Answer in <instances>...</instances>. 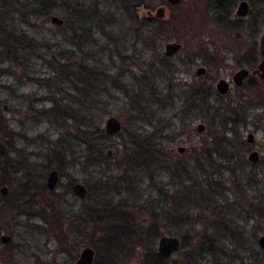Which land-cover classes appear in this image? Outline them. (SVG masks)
Wrapping results in <instances>:
<instances>
[{
    "label": "rangeland",
    "instance_id": "obj_1",
    "mask_svg": "<svg viewBox=\"0 0 264 264\" xmlns=\"http://www.w3.org/2000/svg\"><path fill=\"white\" fill-rule=\"evenodd\" d=\"M98 1L100 8L115 19L111 22L109 16V21L101 20L99 25L96 22L83 23L82 33L75 38V44H71L68 40L69 35L66 29L55 27L50 23V17L48 19L33 17L31 13L28 15V8H24L21 12L27 18L23 20L16 12L17 8H13V4L8 5L7 9H11L15 14L9 15L2 9L3 4L0 3V18L4 19L6 15H9L5 23L12 25L18 35H25L22 40L12 41L11 54L7 59L4 48L0 46V109L3 105L7 107L6 112H0V128L17 133L13 142L15 150L12 152L3 150L0 154L2 157L0 163L3 161L2 164L5 166L6 160L11 163L6 173L0 170V187H8L12 192L17 191L20 194H29L28 199L18 201L17 209L5 208L6 211L0 213L8 219L15 216L10 227H0V235L11 237L9 247L14 249L18 264H75L79 253L85 247L94 251L93 264H110L104 237L97 231L99 209H129L133 212L132 221L135 222L138 220L139 211L146 207L142 194L152 190L145 183L138 187L133 184L131 188H134V192L127 193V186L123 184L122 179L117 180V183L110 181L108 187L106 182L97 186L99 182L95 178L93 168H91L93 171L91 174L90 169L82 170L79 162L75 167L68 158L70 153L66 151L68 147L64 142L67 139L65 126L67 122L61 120L56 122L43 114L51 108L49 102L51 93L41 85L25 80L23 75L25 71L46 73L48 68L40 59L41 57L49 59L52 53L56 55V45L63 54L61 57L64 59L63 63L71 66L73 64L72 72H79L84 53L92 50L95 59L84 61L85 64L102 67L112 76L111 79L106 78V85L129 89L127 93L129 98L125 95V90L121 92L118 88L110 89L107 94L109 102L99 122L101 130L104 128L106 119L111 116L122 123L119 134L107 136L98 144L105 148L104 156L107 150L113 151L108 162L115 170L118 159L124 156L122 136L125 130L131 127L140 129L144 132L141 134L144 141L155 137L153 133L156 129L151 128L152 115L159 104L155 105V99L151 98L154 93H158L157 99L166 101L169 105V107L164 105L168 108L167 110L159 111L162 114L160 119H162L171 117L183 106L182 92L185 91V87L209 85L215 92V83L220 79L226 80L231 85L233 73L240 69L241 63H244L246 59L249 60L252 55L251 50L255 43L258 44L264 30V8L252 6L247 0L245 1L250 7L248 16L238 19L235 11L237 5L243 0H231V6H228L229 12L221 15L220 20H223L220 27L214 24L218 16L215 15L214 7L218 6L214 4L215 0H182L183 3L175 7L169 6L166 0H126L136 4L141 3L138 20L146 16L147 10L154 14L157 8L163 7L166 15L164 21L172 19L174 23L179 24L183 17L190 16L186 12L191 4L197 8L192 22L189 21L188 24L192 25L190 31L194 26H199L200 33L192 34L188 29L181 27L178 30L182 40L180 44L183 48L182 42H184L187 47L186 53L181 49L178 55L166 59L163 54L164 45L177 42L174 35L178 34L173 35L174 31L171 28H164L162 39L150 35L144 40L139 35L147 32L144 30V24L138 23V20L131 21L119 0ZM80 3L85 6L86 0H80ZM5 4H9L7 0ZM51 16L63 19L57 13ZM182 24L187 25L185 21ZM223 26L234 28L235 33L221 32ZM239 34L243 37L236 38ZM196 45L206 48L207 52L213 55L212 66L203 65L202 60L194 55L193 48ZM21 46L25 49L24 51ZM124 47L128 49L127 53L117 54L119 49L123 50ZM66 52L68 54H65ZM25 55L29 58L28 62L18 64V59ZM256 55L260 60L258 50ZM66 56H69L70 61ZM199 67L206 69L204 77H196L195 70ZM132 85L134 90H131ZM144 85L147 88H153L152 91H148L149 89H146ZM207 106L210 107L209 110L205 108L203 112H198L197 116L192 113L187 115L183 111L181 114H175L179 119L182 116L183 127L180 129L178 121L175 120L179 130L170 136V141L174 143L173 153L176 155H178L177 147H184L186 150L183 155H186L194 144L202 140H206L210 148H215L211 151L212 159L222 169H213L210 172L213 175L206 180V184L211 197L206 195L207 200L203 203L219 201L223 208L215 212H203L204 204L198 207L195 203L192 204V211L196 217L193 219L194 228L183 226L179 229L183 223L178 224L174 221L164 224L163 236H174L170 232L176 233L175 237L181 240L182 253L183 251L188 253L185 259L180 258L181 252L175 253L170 264L206 263H202L205 259L202 255L205 252L201 248V244L206 242L216 243L214 246H218L225 253L226 257L220 260V264H252L251 258L257 261V264H264V254L260 253L257 245L258 238L264 236V176L261 172L264 170L260 169L261 165L252 166L246 159L247 155L254 150L259 154L261 163H264V100L252 99L248 91L237 90L232 86L229 95L221 98L215 94ZM217 112L218 115L221 113L222 117L213 119ZM199 123L206 127L202 134H197L195 131ZM222 133H224L223 138H221ZM236 134V137L244 142L243 150L240 149L242 152L235 147L238 144L236 141L235 144L230 142L234 141ZM248 134L254 136L252 144L246 143ZM168 135L170 134L165 133V137ZM59 141H62V145L58 144ZM165 141L168 146V140ZM213 143L218 146H213ZM70 149L74 151V148ZM63 150L65 152L62 156L67 159L64 160L65 164L61 165L62 169L58 165L60 161L57 160L55 151L62 153ZM225 154H233L234 158L238 157V154L241 155L238 170L230 171L227 168L231 164L225 159ZM80 155L79 151L75 154L76 157ZM59 167L61 174L58 172ZM53 170L59 174V181L54 191H47L46 178ZM253 171L258 173L256 179L251 178ZM163 181L168 182L166 178ZM75 183L86 187L87 197L84 200L73 195L72 186ZM202 183L205 181L201 180L200 185ZM238 190L243 193L242 197L246 204H248L246 200H250L253 205L263 210L261 219L249 213V207L246 204H244L246 208H242L241 204L237 208L231 206V203L241 201ZM153 199L156 200L155 206L159 210L173 213L178 208L179 201L176 193H169L168 199L165 198L163 203L162 194L158 190H153ZM238 211L241 214L237 213ZM43 216L52 221L47 222ZM197 218H200L199 222ZM202 238V243L198 244ZM183 241L187 244L185 248ZM4 247L0 243V250ZM233 255L235 258L239 256L237 262L231 261ZM195 260H198V263H195ZM136 263L143 264L140 263L139 257H129L127 254L119 256L117 262V264Z\"/></svg>",
    "mask_w": 264,
    "mask_h": 264
},
{
    "label": "trees",
    "instance_id": "obj_2",
    "mask_svg": "<svg viewBox=\"0 0 264 264\" xmlns=\"http://www.w3.org/2000/svg\"><path fill=\"white\" fill-rule=\"evenodd\" d=\"M7 1L9 4L6 5V0H0V3L3 4L2 9L6 14H15L11 9H7L8 5L11 6L13 4V8H17L15 10H17L16 12L21 15L23 20H26L27 18L26 15L24 16L23 12H21L24 8H28V15L31 13V16L41 19H48L54 13L60 14L64 21V26L61 29H66L67 34L69 35L68 40L71 44H75V38L79 37L82 33L81 27L84 25L83 23L90 22L91 24H94L93 22H96L99 25L102 22L101 20L105 19L106 21H109V16L111 22L115 19L105 12L103 8H100V2L98 0H86L85 6L80 3V0ZM247 1L252 6L264 8V0ZM230 2L231 0H215L214 4L221 6L214 7L216 11L215 15H218L216 17V22L214 23L216 27H220V23L223 20H220L221 15L229 12L228 6H231ZM28 3L30 5H28ZM119 3L131 18V21L135 22V20H138V12L140 11L141 3L136 4L126 0H119ZM182 3L183 1H181L180 4ZM196 10L197 8L194 5L191 4L189 6L186 14H189L190 16H185L182 19V22L185 21L187 25L182 24L181 21L179 25L178 23H174V20L172 19L165 22L164 19L158 20L155 18L149 19L146 16L142 17L138 20V23H143L145 26L144 30L147 32L139 35L141 38H144V40L150 35L155 37L158 36L162 39V34L165 30L164 28L168 27L174 31L173 35L178 34L174 36L176 37L177 42L181 43V35L178 31L181 27L185 30L188 29L192 34L200 33L198 30L199 26H194L190 31L192 25L188 24L189 21L192 22V17ZM9 15H6V18L4 19L0 18V46L4 48L6 59L9 58L11 54L12 41L25 38V35H18V32L13 29L12 25L5 23V20ZM7 21L9 22V20ZM220 31L228 34L235 33L234 28H227V26L221 27ZM137 32L138 31H136V33ZM237 36L238 35H236V38ZM182 44V51L186 53L187 47L184 42H182ZM33 47L35 48L34 44ZM55 48L56 55L52 53V56H50L49 59H47V57H41L40 59L44 63L43 65H46L45 67L48 68L46 73L39 74L33 70H28V72L25 71L23 75L25 80L41 85L46 91L51 93V99L49 100L51 108L43 114L53 121L59 122L61 120L65 123L67 122V125L63 123L66 126L67 137L64 142H66L65 144L68 147L66 151L70 153L68 157L71 160L70 162H72L75 167L80 163L82 170H91V168H93L95 178L97 179V182H99L97 183V186L106 182L105 184L108 187L110 181H115V183H117V180L122 179L123 184H126L127 186V193L134 192V188H131L133 184H136L135 186L138 187L145 183L148 188L150 187V189H152L151 191L147 190L146 193L142 194L145 199L144 204L146 205V209L144 208L139 211V214L137 215L138 220L135 222L132 221L133 212L129 209H99L97 231L104 237L107 257L108 260L111 261L110 264H117L119 256L123 254H127L129 257L134 258L137 256L139 257L140 263L143 264H170L172 260L169 259L164 261L160 259L157 255L156 249L158 239L163 236L162 229L164 224L169 221H174L178 224L183 223L182 227H179V229L183 228V226L194 228L193 226H195V223L193 219L196 217L192 211V204L194 205L195 203L198 207H201V204H204L205 209L202 208L203 212H215L218 211V209L223 208V205L219 201H215V203H203L207 200L206 195L211 197L208 185L206 184V180L210 179L213 175L210 172L213 171V169H222V167L215 164L212 159L211 151H214L215 148H210L207 141L202 140L194 144L188 150L186 155L180 156L173 153L174 143L173 141H170V136L179 130V127H176L175 120L178 121L180 129L183 127L182 116L179 119L176 118L178 115L175 114H181L183 111L187 115L192 113L197 116L198 112H203L205 108H208L209 110L210 107L207 105L216 93L212 86L209 87V85H191L185 87V91L182 92L184 97V101L182 102L183 106H181L180 110L171 117H163L162 119H160L162 114L159 111L167 110L168 108L165 106L169 107V105H167L168 102L166 103V101L163 102V100L157 99L158 93H154L151 98L153 100L155 99V105L159 104L156 112L152 115L153 125L151 128L156 129L155 133H153L155 137L144 141V138L141 135L142 133L144 134V132H141L140 129L131 127L129 130H125L124 135L122 136L124 156L123 158L118 159L117 167L113 170L112 165H109L108 159L103 155V150L105 148L98 145L101 141L107 138L103 130L99 128V122L105 106L109 102L107 94H109L110 89L118 88L121 92L122 90H125L127 98H129V95H127L129 89H124V87L121 88L116 85H106V78L111 79L112 76L107 74L102 67L85 64L89 59H95V54L92 50H88L84 53L81 69L79 72L76 71L74 73L72 72V69L74 68L73 64L72 66L64 64V59L61 58L63 54L57 49L56 45ZM21 49L23 51L25 50L22 46ZM121 50L119 49L117 54H124L128 51L125 47L122 51ZM193 52L194 55L202 60L203 65L209 67L213 65V55L209 54L206 48L203 49L196 45L193 48ZM65 54H68V52ZM66 58L70 61L69 56H66ZM73 58H75V56ZM28 59V56L25 55L21 59H18V64H25L28 62ZM133 86L134 85H132L131 90H134ZM144 87L149 89L148 91H152L153 89L147 88L146 85H144ZM49 111L51 112L49 113ZM217 117H222V114L220 113L218 115V112L215 113L213 119H216ZM165 133L170 135L165 137ZM223 136L224 133H222L221 138H223ZM236 136L237 134L235 135L233 142L229 141L232 144H235L236 141L238 144L235 147L241 151L240 149L244 147V142H241ZM165 140H168V146L166 145ZM61 143L62 141L58 142V144ZM212 145L218 146L216 143H213ZM70 148H74V151H71ZM78 151L81 155L76 157L75 154ZM64 152L65 150H63L62 153L60 151H55L56 158L60 161V164L58 163V165L61 168V165L65 164L64 160L67 159L62 156ZM225 156V159L231 164L227 168H229L230 171L238 170V166L242 159L241 155L238 154V157L235 158L233 157V154H225ZM60 167L58 172L61 174ZM92 172L93 171L91 170V174ZM117 177L118 179H116ZM165 178L168 182L163 181ZM201 180H204L205 183L200 185ZM153 190H158L159 193L162 194L163 203L165 202V198L168 199L169 193H176V198L179 201L176 212L173 211V213H169L157 209L155 206L156 200L153 199ZM238 192L241 201L237 200V203H231V206H236L237 208L238 205L241 204L243 206L242 208H246L245 206L247 205L249 207V213H253V216L261 219L263 210L261 211L259 206L253 205L250 200H246L248 202V204H246L245 199L242 197L243 193L241 190H238ZM212 195L214 196L213 192ZM226 207L228 208V205H226ZM237 213L241 214L240 211ZM45 217L46 216H43L44 220L47 222H49V220L52 221V219H45ZM199 219L200 218H197V222H199ZM170 234L174 236L176 235V233L172 234L171 232ZM202 240L203 238L198 244H201ZM206 243L201 244V248H203V251L205 252L203 254V251L201 250V254H203L202 256L205 257L202 263L220 264V260H224V257H226L225 253L218 246L215 247L216 243ZM186 246L187 244L184 243V248ZM187 254L186 251H183V253H180V258L185 259ZM249 255L251 256L250 252ZM231 258V261L237 262L239 256H236L235 258L233 255ZM206 260H208V262ZM250 261L252 264H257L252 258ZM195 263H198V260H195Z\"/></svg>",
    "mask_w": 264,
    "mask_h": 264
},
{
    "label": "water",
    "instance_id": "obj_3",
    "mask_svg": "<svg viewBox=\"0 0 264 264\" xmlns=\"http://www.w3.org/2000/svg\"><path fill=\"white\" fill-rule=\"evenodd\" d=\"M166 3L171 6L175 7L180 5L181 0H166ZM250 11V7L247 1L243 0L241 1L236 8L235 16L238 19H244L248 16ZM146 16L149 19L156 18L158 20H163L165 18V9L163 7L157 8L154 12V14L151 11L146 12ZM50 23L55 27H61L64 24V21L57 17V16H51L50 17ZM182 46L180 43L177 42H169L164 45V57L166 59H171L178 55L181 52ZM259 53L261 57L264 58V31L261 35L260 41H259ZM257 73L259 75V78L264 80V59L259 63L257 67ZM206 74V69L204 67H199L195 70L196 77H202ZM248 71L245 69L239 70L235 72L232 76L231 83L232 86H241L243 80L247 77ZM230 86L227 81L224 79H220L215 83V92L219 97H225L230 92ZM205 126L201 123L196 125L195 131L197 134H202L205 131ZM122 129V123L117 118L111 116L108 119H106L104 123L103 132L106 136H115L121 132ZM247 144H251L253 142V135L248 134L246 138ZM184 147H177L176 153L178 155H183L185 152ZM113 155L112 150H107L105 153V157L107 159H110ZM258 155L256 152H250L247 155V161L249 163H257L258 161ZM59 181V175L57 171L53 170L51 171L45 182V187L48 191H54L55 187ZM2 194L6 193V188H2L0 190ZM72 193L73 195L78 199H84L87 197V189L84 185L80 183H75L72 186ZM9 241L8 237L2 236L1 242L3 244H6ZM257 245L261 250H264V236H260L257 240ZM181 241L178 237L175 236H162L157 241V255L160 259L166 261L172 258V256L177 253L181 252ZM94 260V251L89 248L85 247L81 250V252L78 255V258L75 262V264H93ZM138 264V263H136Z\"/></svg>",
    "mask_w": 264,
    "mask_h": 264
},
{
    "label": "flooded vegetation",
    "instance_id": "obj_4",
    "mask_svg": "<svg viewBox=\"0 0 264 264\" xmlns=\"http://www.w3.org/2000/svg\"><path fill=\"white\" fill-rule=\"evenodd\" d=\"M63 26H64V24L61 27H58V28H62ZM239 36H240V34L237 37H239ZM240 37H243V35H241ZM260 38H261V36H260ZM259 41H260V39H259ZM257 50H258V53H259V42H258V44L255 43V45L253 46V48L251 50L252 51V55H250L249 60L246 59V61H244V63H241V66H240L239 70H242V69L247 70L248 71L247 77L243 80L241 86H233V87H235L237 90L248 91V93L251 94L252 99H258L259 98V99H263L264 100V80L260 79L259 75L257 73V67H258L259 63L264 58L261 57V55L259 53V56L261 57V59L258 60V57L256 55ZM239 54H241V53H239ZM239 70H237V71H239ZM202 77H204V76H202ZM231 79H232V77H231ZM231 87H232V83H231V86H230V92H231ZM6 111H7V107L5 105H3V107L0 109V112L3 113V112H6ZM16 134H17L16 132H13V131H11L9 129L0 128V151H2V152H0V154L3 153V150L6 151V152H12L13 150H15V148L13 147V142H14V136H16ZM253 142H254V136H253ZM251 152H256V151L252 150ZM257 155L259 157L257 163H250V164L252 166H254V167H259L261 165L260 169L264 170V163L263 162L261 163L260 156H259L258 153H257ZM0 158H2V157L0 156ZM2 162L0 163V170H4V172L6 173L8 171V168L10 167L11 163H9L6 160L4 162L6 164V166H5L4 164H2ZM12 165H13V163H12ZM261 172H262V175L264 176V173H263L264 171H261ZM257 175H258V173L256 174V172L254 173V171H253L252 178L256 179ZM2 188H6V193L2 194L0 192V213H2V211L3 212L6 211L5 208L17 209L16 207L18 205V201H21L24 198H26V199L29 198V194H24V193L20 194L17 191H13L12 192L8 187H0V190ZM84 199H81V200H84ZM13 217H15V216L13 215ZM13 217L8 219L7 217H3L0 214V227L1 228H8V226L10 227L11 223L14 222ZM12 228H11V230H12ZM2 236H5V237L9 238V241L6 244H3L1 242V237ZM10 241H11V237L6 236V235H0V243L3 246H5L3 250H0V264H18L17 260H16V258L14 256V249L11 246L9 247V243H11ZM260 251H261L260 252L261 254H264V250L260 249ZM93 263H94V260H93Z\"/></svg>",
    "mask_w": 264,
    "mask_h": 264
}]
</instances>
